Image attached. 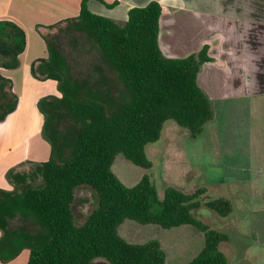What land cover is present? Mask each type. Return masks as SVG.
Returning <instances> with one entry per match:
<instances>
[{"label":"trees","instance_id":"16d2710c","mask_svg":"<svg viewBox=\"0 0 264 264\" xmlns=\"http://www.w3.org/2000/svg\"><path fill=\"white\" fill-rule=\"evenodd\" d=\"M88 1L81 0L77 17L45 27L42 37L48 57L32 64V75L55 81L61 97L38 102L44 117L41 135L51 149L49 159L29 162L26 172L9 169L6 179L12 189H0V262L8 263L28 249L27 264H93L96 259L108 264H164L166 254L158 240L130 243L119 235V225L132 220L163 229L190 225L203 234L204 244L187 264H226L219 245L227 236L195 215L205 189L185 194L168 187L160 199L147 174L127 187L111 170L119 154L149 170L152 162L145 147L160 139L169 120L194 139L213 121L212 101L197 80L202 65L210 61L208 46L184 58H167L158 42L159 2L131 8L127 20L119 22L91 11ZM117 4L115 0L106 6ZM54 29L70 34V40L77 35L92 44L98 55L95 83L88 75L72 74L58 37L49 38ZM25 46V32L18 25L0 21L4 59L0 68H18ZM107 70L114 71L125 88L120 102L105 90ZM17 101L11 80L0 74V122L15 111ZM81 186L95 193L96 207L77 225L74 194ZM206 206L221 217L232 211L224 198ZM15 220L33 221L39 230L32 233L24 224H13Z\"/></svg>","mask_w":264,"mask_h":264},{"label":"crops","instance_id":"0c3cea01","mask_svg":"<svg viewBox=\"0 0 264 264\" xmlns=\"http://www.w3.org/2000/svg\"><path fill=\"white\" fill-rule=\"evenodd\" d=\"M114 1L89 0L88 7L125 22L129 9L159 2L158 42L167 58H184L208 46L210 61L202 65L197 80L212 101L214 119L204 126L209 134L203 148L216 157L211 167L223 174L217 186H234L238 197L236 216L233 202L223 197L232 206L225 217H231L237 239L230 244L219 231L227 236L223 243H229L227 252H221L226 264H264V0H118L115 7L106 6ZM80 5L81 0H0V21L15 23L26 37L19 67L0 68L18 98L15 111L0 122V189H12L6 179L9 169L50 157L38 102L61 94L55 81L36 79L31 67L48 57L45 27L77 17ZM28 257L24 249L5 264H27Z\"/></svg>","mask_w":264,"mask_h":264},{"label":"rangeland","instance_id":"374dc122","mask_svg":"<svg viewBox=\"0 0 264 264\" xmlns=\"http://www.w3.org/2000/svg\"><path fill=\"white\" fill-rule=\"evenodd\" d=\"M70 36L66 33L60 34L57 29L49 31L51 40L58 37V45L72 74L77 77L88 75L90 80L95 83L98 75L96 68L94 69L98 62L97 51L93 50L90 42L81 40L77 35H72L70 40ZM3 62L4 59L0 55V65ZM105 76L108 79L105 87L106 92L113 100L120 102L126 95L123 84L114 71L107 70ZM173 123L171 120L167 121L161 138L145 147L146 155L152 162V167L149 170L134 165L121 154L115 157L111 170L127 187H132L140 181L144 174H147L156 187L160 199L163 198L164 191L168 187H174L185 194L205 189V193L198 198L201 207L195 214L196 218L211 229L225 233L231 244L237 239V230L231 224V217L219 216L215 211L209 209L206 203L220 197H228L233 202L234 216H236L238 213L236 210L238 208L237 189H233L234 186L226 187L227 184L217 186L221 183L223 174L219 169L211 167V161H215L216 157L209 155L211 151H205L203 148V145L206 144L207 134H209L208 129L206 130L204 127L202 137L196 141L190 137L187 130ZM30 168L31 165L28 164L18 171L26 172ZM74 196L75 223L82 225L96 207V195L90 188L81 186L75 190ZM13 224H24L32 233L39 230V226L33 221L18 222L15 220ZM118 233L130 243L158 240L166 254L164 264H187L199 254L204 244L203 234L190 225L163 229L157 225H141L132 220H125L119 225ZM228 248L229 243H222L219 246V250L222 252H227ZM93 264L108 263L103 259H96Z\"/></svg>","mask_w":264,"mask_h":264}]
</instances>
